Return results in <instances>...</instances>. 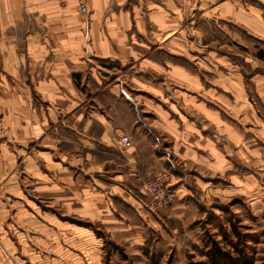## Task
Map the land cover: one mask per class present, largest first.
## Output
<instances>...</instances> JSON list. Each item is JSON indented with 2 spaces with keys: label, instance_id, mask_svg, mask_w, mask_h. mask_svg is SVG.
Instances as JSON below:
<instances>
[{
  "label": "crops",
  "instance_id": "1",
  "mask_svg": "<svg viewBox=\"0 0 264 264\" xmlns=\"http://www.w3.org/2000/svg\"><path fill=\"white\" fill-rule=\"evenodd\" d=\"M76 3L0 0V239L14 220L53 253L62 231L87 256L71 264H100L95 231L139 251L264 189V0ZM160 171L174 198L149 212Z\"/></svg>",
  "mask_w": 264,
  "mask_h": 264
},
{
  "label": "rangeland",
  "instance_id": "2",
  "mask_svg": "<svg viewBox=\"0 0 264 264\" xmlns=\"http://www.w3.org/2000/svg\"><path fill=\"white\" fill-rule=\"evenodd\" d=\"M208 208L204 213L201 212L203 215L198 219L181 227L170 229L176 223L164 222L156 225L153 234H146L147 238L139 251L115 244L95 231L93 236L96 240L91 237L94 254L99 253V249L103 250L99 255L100 264H208L205 252L211 246L233 253L230 244L235 243L246 253L250 264H264V189L252 191L247 199L242 195H232L228 200H222L220 205ZM10 224L14 227L8 228L10 231L6 237L0 239L1 243L6 239V243L14 248L6 255L10 264H71L76 260L80 263L87 261L82 242L79 241L81 239L71 238L61 231L58 238L60 251L52 253L48 247L51 237L45 239L46 236H40L36 239L30 229L27 233L23 232L14 220L2 221V228L10 227ZM21 232L26 236V241ZM46 240L48 244L43 249L41 243ZM21 244L24 248L20 250ZM151 245L155 247L151 248Z\"/></svg>",
  "mask_w": 264,
  "mask_h": 264
},
{
  "label": "built area",
  "instance_id": "3",
  "mask_svg": "<svg viewBox=\"0 0 264 264\" xmlns=\"http://www.w3.org/2000/svg\"><path fill=\"white\" fill-rule=\"evenodd\" d=\"M54 1L60 6H65L68 2V0ZM76 6L80 14H86V0H77ZM117 144L120 147H129L131 141L128 136L122 135L119 137ZM141 190L147 198L144 207L149 212L165 208L172 203L174 198V190L170 183V173L166 171L155 172L149 175L143 180Z\"/></svg>",
  "mask_w": 264,
  "mask_h": 264
},
{
  "label": "trees",
  "instance_id": "4",
  "mask_svg": "<svg viewBox=\"0 0 264 264\" xmlns=\"http://www.w3.org/2000/svg\"><path fill=\"white\" fill-rule=\"evenodd\" d=\"M228 222V220H227ZM233 253L223 250L215 245L211 246L205 254L208 264H250L246 253L235 243L230 244Z\"/></svg>",
  "mask_w": 264,
  "mask_h": 264
}]
</instances>
